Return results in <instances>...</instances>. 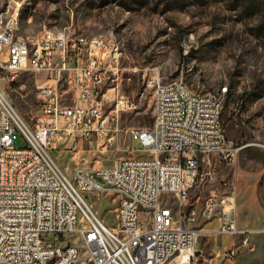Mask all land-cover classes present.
Masks as SVG:
<instances>
[{
  "label": "built area",
  "instance_id": "2783aa9c",
  "mask_svg": "<svg viewBox=\"0 0 264 264\" xmlns=\"http://www.w3.org/2000/svg\"><path fill=\"white\" fill-rule=\"evenodd\" d=\"M15 16L0 14V78L10 82L27 71L45 78L35 88L33 126L0 87V264H167L193 247L199 230L182 223L181 209L189 187L203 177L204 155L226 150L219 98L192 91L181 78L153 77L152 124L131 131L148 155L118 157L95 170L75 167L67 175L51 155L56 140L113 137L100 90L116 79L121 50L108 35L98 44L64 28L24 38L15 35ZM15 134L23 146L14 145ZM103 191L116 195L114 227L84 195ZM206 210H218L217 233L239 231L230 199L211 195ZM68 236L78 238L84 259L78 261L80 248Z\"/></svg>",
  "mask_w": 264,
  "mask_h": 264
},
{
  "label": "rangeland",
  "instance_id": "374dc122",
  "mask_svg": "<svg viewBox=\"0 0 264 264\" xmlns=\"http://www.w3.org/2000/svg\"><path fill=\"white\" fill-rule=\"evenodd\" d=\"M14 11L20 35L64 28L72 34L108 35L121 50L116 79L100 90L113 137L56 140L51 155L67 175L75 167L95 170L118 157L148 155L138 149L131 131L152 124L153 77L181 78L192 91L219 98L226 150L204 155L198 169L203 177L187 191L182 223L199 233L187 250L195 258L184 264H264V0H0V14ZM44 78L31 71L10 82L0 78V87L29 126L39 115L35 88ZM14 145H24L19 134ZM84 195L114 227L115 193ZM211 195L233 202L238 232L215 231L218 210H206ZM68 237L80 248L78 261L84 259L78 238Z\"/></svg>",
  "mask_w": 264,
  "mask_h": 264
},
{
  "label": "bare ground",
  "instance_id": "6f19581e",
  "mask_svg": "<svg viewBox=\"0 0 264 264\" xmlns=\"http://www.w3.org/2000/svg\"><path fill=\"white\" fill-rule=\"evenodd\" d=\"M18 29V23L15 21V35L24 37V38H31V37H35L36 34H25V35H20L18 34L16 31ZM48 31L50 34H59V29L58 28H51L48 27ZM87 38H91V39H98V44H105L106 43V37L102 36V34H96V35H91V36H86ZM191 248V247H190ZM190 248L187 249H183L181 250L177 255L176 258L177 261L175 264H184L185 262H189V255L192 251H190L189 253L187 252V250H190ZM169 263V261H168ZM167 263V264H168Z\"/></svg>",
  "mask_w": 264,
  "mask_h": 264
},
{
  "label": "crops",
  "instance_id": "0c3cea01",
  "mask_svg": "<svg viewBox=\"0 0 264 264\" xmlns=\"http://www.w3.org/2000/svg\"><path fill=\"white\" fill-rule=\"evenodd\" d=\"M175 258H176V257H175ZM175 258H174V259H175ZM172 261H173V259H171V260L169 261V263H168V264H171V263H172Z\"/></svg>",
  "mask_w": 264,
  "mask_h": 264
}]
</instances>
